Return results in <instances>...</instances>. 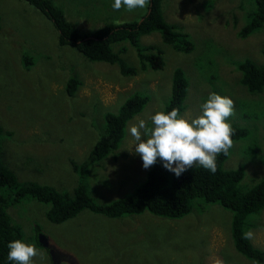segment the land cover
<instances>
[{"label":"rangeland","instance_id":"obj_1","mask_svg":"<svg viewBox=\"0 0 264 264\" xmlns=\"http://www.w3.org/2000/svg\"><path fill=\"white\" fill-rule=\"evenodd\" d=\"M80 31L88 32L109 22L137 17L143 9L114 10V0H53ZM166 21L187 33L194 47L181 52L163 42L153 31L140 37L143 45L163 51L162 69L139 70L123 76L117 64L89 61L75 47L60 45L52 23L23 0H0V147L5 161L20 181H34L71 190L80 163L103 131L104 116L117 112L134 93L148 100L126 123L116 150L94 163L85 173L91 196L110 202L134 191L148 169L136 154L130 127L163 110L171 93L173 71L181 67L188 80L185 109L189 120L202 113L210 93L234 102L231 125L249 133L233 140L226 169L242 166L245 182L264 174V88L249 92L241 84L237 64L251 59L264 64V24L242 37L250 22L255 0H163ZM145 9V8H144ZM133 66L139 65L135 48L127 41L113 49ZM32 61L22 65V56ZM78 77L73 96L65 92L66 80ZM143 132V130H141ZM47 203L25 197L8 208L26 243L43 259L34 264H256L234 247L231 212L218 203L192 202L180 218L160 217L148 211L110 218L83 209L75 217L53 223L45 216ZM250 239L264 250V209L249 219ZM36 227L40 232H37ZM45 240L36 243L39 236Z\"/></svg>","mask_w":264,"mask_h":264},{"label":"trees","instance_id":"obj_2","mask_svg":"<svg viewBox=\"0 0 264 264\" xmlns=\"http://www.w3.org/2000/svg\"><path fill=\"white\" fill-rule=\"evenodd\" d=\"M23 1L40 11L52 23L60 45L75 47L89 61L115 63L123 76L134 75L139 70L148 68L159 70L164 66L163 51L153 44H141L139 39L142 35L158 31L164 43L181 52H190L194 47L187 33L166 21L161 8L163 0H150L148 7L137 17L109 22L88 32L80 31L76 23L67 19L53 0ZM255 1L256 9L250 22L242 28V37L264 24V0ZM124 41L135 48L139 60L137 67L128 64L123 58L121 53L125 52L124 48L113 49L114 44ZM21 61L24 67L32 64L27 55H23ZM237 67L241 72L240 82L249 92L259 93L263 90L264 64H257L247 58L239 62ZM81 83L78 77H69L65 83L66 94L73 96ZM187 89V77L181 67H176L172 75L171 93L163 111L178 109L181 113L186 107ZM147 100L146 95L134 93L117 112L105 114L103 131L99 133L87 156L80 163H72L79 179L71 190L18 180L13 169L6 163L4 151L0 147V264H16L15 261L7 259V245L10 241L20 239L22 230L12 221L7 210L25 197L47 203L45 216L53 223L71 219L83 209L110 218L144 211L160 217L180 218L190 212L192 202L196 199L218 203L231 212L230 232L235 249L256 264H264V250L253 245L250 239L243 238V233L253 226L249 219L264 209V174L256 182H245V169L242 166L235 169L224 168L223 163L229 154L225 156L221 153L217 156L215 173L197 164L179 177L167 170L158 159L133 192L110 202H101L91 196L85 173L94 163L103 160L118 148L127 121L143 109ZM231 126L234 129L232 140H238L250 131L246 127ZM262 127L264 137V124ZM262 163L264 164V153ZM36 230L40 232L37 227ZM35 240L39 244V240Z\"/></svg>","mask_w":264,"mask_h":264},{"label":"clouds","instance_id":"obj_3","mask_svg":"<svg viewBox=\"0 0 264 264\" xmlns=\"http://www.w3.org/2000/svg\"><path fill=\"white\" fill-rule=\"evenodd\" d=\"M149 2L114 0L112 7L114 10L124 7L131 12L147 8ZM201 108L202 113L191 120L181 116L178 109L159 110L150 117L152 126L141 119L138 125L130 127V134L136 141L134 151L142 158L145 169L159 159L177 177L197 164L216 172L217 156L221 153L227 156L233 146L234 129L228 118L235 114L234 102L227 96L210 93ZM243 238L252 239L253 233L247 231ZM7 247V259L16 264H34L35 257L43 259L34 245L20 239L10 241Z\"/></svg>","mask_w":264,"mask_h":264},{"label":"water","instance_id":"obj_4","mask_svg":"<svg viewBox=\"0 0 264 264\" xmlns=\"http://www.w3.org/2000/svg\"><path fill=\"white\" fill-rule=\"evenodd\" d=\"M39 242H42L45 245V240L42 238V236H39Z\"/></svg>","mask_w":264,"mask_h":264}]
</instances>
